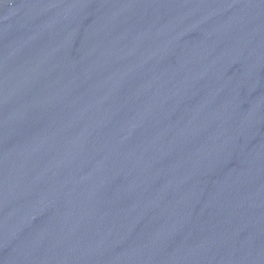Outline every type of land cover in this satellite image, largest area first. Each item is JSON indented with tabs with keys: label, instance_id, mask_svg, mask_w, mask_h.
I'll use <instances>...</instances> for the list:
<instances>
[{
	"label": "water",
	"instance_id": "obj_1",
	"mask_svg": "<svg viewBox=\"0 0 264 264\" xmlns=\"http://www.w3.org/2000/svg\"><path fill=\"white\" fill-rule=\"evenodd\" d=\"M0 264H264V0H0Z\"/></svg>",
	"mask_w": 264,
	"mask_h": 264
}]
</instances>
